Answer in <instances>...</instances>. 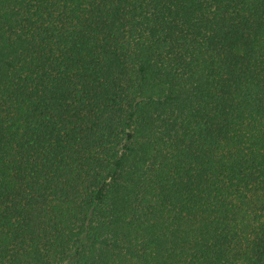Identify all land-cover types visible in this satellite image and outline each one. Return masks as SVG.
<instances>
[{
  "label": "trees",
  "instance_id": "16d2710c",
  "mask_svg": "<svg viewBox=\"0 0 264 264\" xmlns=\"http://www.w3.org/2000/svg\"><path fill=\"white\" fill-rule=\"evenodd\" d=\"M0 264H264V0H0Z\"/></svg>",
  "mask_w": 264,
  "mask_h": 264
}]
</instances>
